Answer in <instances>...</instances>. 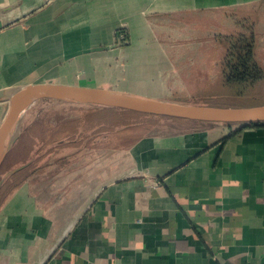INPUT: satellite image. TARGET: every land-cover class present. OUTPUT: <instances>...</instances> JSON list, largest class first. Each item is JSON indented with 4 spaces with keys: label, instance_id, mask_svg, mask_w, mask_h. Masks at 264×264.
<instances>
[{
    "label": "crops",
    "instance_id": "1",
    "mask_svg": "<svg viewBox=\"0 0 264 264\" xmlns=\"http://www.w3.org/2000/svg\"><path fill=\"white\" fill-rule=\"evenodd\" d=\"M255 12L264 0H0V124L32 83L188 104V69ZM165 119L115 164L21 181L0 206V264H264V122Z\"/></svg>",
    "mask_w": 264,
    "mask_h": 264
},
{
    "label": "rangeland",
    "instance_id": "2",
    "mask_svg": "<svg viewBox=\"0 0 264 264\" xmlns=\"http://www.w3.org/2000/svg\"><path fill=\"white\" fill-rule=\"evenodd\" d=\"M254 14L259 13H251L253 19L241 18L232 22L238 27V31L229 34L225 30L224 38L227 40V37L235 35L247 38L253 36L256 44L255 58L264 68V19L259 20ZM219 44H216L218 49H212L210 43L207 51L211 54L205 60V69H188V89L179 92L178 97H188V104L194 105H263L264 81L253 87L243 86L238 89H230L222 81V66L213 65L218 59L223 63L228 49L226 47L224 51ZM165 120V117L111 107L50 99L36 101L21 114L7 156L0 167V181L5 179L0 187V206L21 181L33 176L35 171L40 174V170H46L49 165H54L57 169L58 163H78L83 157H90V161L96 157L98 164H103L106 156L113 158V164L116 163V157L126 159L134 141L144 134L164 131ZM79 148H82L80 152ZM94 149L97 151H93ZM25 164L28 165L24 169L14 171ZM52 182L56 183V178Z\"/></svg>",
    "mask_w": 264,
    "mask_h": 264
},
{
    "label": "water",
    "instance_id": "3",
    "mask_svg": "<svg viewBox=\"0 0 264 264\" xmlns=\"http://www.w3.org/2000/svg\"><path fill=\"white\" fill-rule=\"evenodd\" d=\"M43 99L66 103L119 108L161 117H172L197 122L238 124L264 122V104L251 107L194 105L144 97L132 93L79 85L32 83L12 94L7 113L0 124V167L12 142L15 126L23 111ZM28 164L16 168L24 169ZM5 179L0 181V187Z\"/></svg>",
    "mask_w": 264,
    "mask_h": 264
},
{
    "label": "trees",
    "instance_id": "4",
    "mask_svg": "<svg viewBox=\"0 0 264 264\" xmlns=\"http://www.w3.org/2000/svg\"><path fill=\"white\" fill-rule=\"evenodd\" d=\"M226 40V39H225ZM228 53L222 63L224 83L230 89L253 87L264 81V68L255 58L253 36H229L226 40ZM81 105V104H80ZM119 109V108H111ZM161 117V116H160ZM226 124V123H223ZM254 124L250 123L249 125ZM82 148H79L80 152Z\"/></svg>",
    "mask_w": 264,
    "mask_h": 264
},
{
    "label": "built area",
    "instance_id": "5",
    "mask_svg": "<svg viewBox=\"0 0 264 264\" xmlns=\"http://www.w3.org/2000/svg\"><path fill=\"white\" fill-rule=\"evenodd\" d=\"M119 34H120L119 40H124V38H125V32H121L120 31ZM148 181H150V185L153 188H157V187L160 186V182L159 181H154V180H151V179H149Z\"/></svg>",
    "mask_w": 264,
    "mask_h": 264
}]
</instances>
